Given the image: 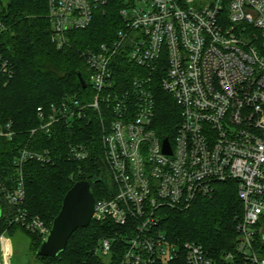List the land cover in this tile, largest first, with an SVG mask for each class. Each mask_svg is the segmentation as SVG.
Returning <instances> with one entry per match:
<instances>
[{
	"label": "built area",
	"instance_id": "2783aa9c",
	"mask_svg": "<svg viewBox=\"0 0 264 264\" xmlns=\"http://www.w3.org/2000/svg\"><path fill=\"white\" fill-rule=\"evenodd\" d=\"M110 1L47 0L55 47H67L69 35L88 29ZM120 1L124 27L111 42L82 53L93 99L67 95L39 107L32 136L50 135L59 123L97 120L109 192L96 200L92 220L123 228L116 234L126 239L118 264H264L257 247L264 235V0ZM6 31L0 20V36ZM124 65L128 80L119 73ZM13 73L0 49V87ZM157 87L180 108L177 132L167 138L171 154L154 126ZM15 135L12 123L0 124V138ZM90 155L86 145L69 150L75 161ZM30 160L51 162V152L21 150L14 162L19 178L4 197L11 223L44 240L50 228L24 208L23 168ZM222 182L236 183L243 205L233 250L216 258L197 242H171L160 229L161 210L188 209ZM2 242L0 264H10ZM114 251V238L97 248L108 258Z\"/></svg>",
	"mask_w": 264,
	"mask_h": 264
},
{
	"label": "trees",
	"instance_id": "16d2710c",
	"mask_svg": "<svg viewBox=\"0 0 264 264\" xmlns=\"http://www.w3.org/2000/svg\"><path fill=\"white\" fill-rule=\"evenodd\" d=\"M122 7L120 0H111L96 12L88 29L71 33L69 45L58 50L51 41L47 0H0V20L7 27L0 36V49L14 71L9 83L0 87V124L12 123L16 133L12 141L0 138V231L15 226L11 223L13 211L5 201L4 191L16 186L19 174L14 162L23 149L51 152V162L42 164L30 160L23 168L24 208L47 227H52L65 196L75 183L90 182L96 200L108 194L102 178V128L95 118L78 121L73 127L59 123L50 135L37 132L32 136L31 131L40 125L39 107H49L67 95L77 96L82 102L93 99L92 90L84 89L79 80V75L85 81L89 76L82 53L116 37L124 27ZM121 68L120 75L130 79L129 66ZM156 100L155 129L172 141L180 124V108L160 87L156 89ZM72 145H86L91 151L90 157L86 161L71 159ZM160 215V229L171 242L181 245L194 241L220 258L233 250L238 239L237 226L243 205L236 183L222 182L215 184L212 195L197 198L188 209L163 208ZM122 230L114 224L92 220L89 227L73 234L63 253L41 259L44 264H118L126 248V239H117L116 235ZM26 232L37 252L43 238ZM106 238H114L115 253L110 258L97 252L100 242ZM257 247L264 253L262 234L257 237Z\"/></svg>",
	"mask_w": 264,
	"mask_h": 264
},
{
	"label": "water",
	"instance_id": "95a60500",
	"mask_svg": "<svg viewBox=\"0 0 264 264\" xmlns=\"http://www.w3.org/2000/svg\"><path fill=\"white\" fill-rule=\"evenodd\" d=\"M79 80L85 89L87 84L82 75H79ZM164 151L168 154L172 152L167 138L164 140ZM104 182L106 183L105 180ZM95 203L96 198L91 183L88 181L75 183L65 196L59 215L55 218L47 237L37 251L38 256L57 257L63 253L73 234L78 229L87 228L91 224ZM1 217L2 209L0 207V219Z\"/></svg>",
	"mask_w": 264,
	"mask_h": 264
},
{
	"label": "rangeland",
	"instance_id": "374dc122",
	"mask_svg": "<svg viewBox=\"0 0 264 264\" xmlns=\"http://www.w3.org/2000/svg\"><path fill=\"white\" fill-rule=\"evenodd\" d=\"M105 120L107 125H109L110 117H106ZM2 231H0V259H2V238H4L9 250L10 264H44L34 249L32 238L20 225L15 224L12 228L8 227ZM262 231L264 234V228ZM261 255L264 256V253Z\"/></svg>",
	"mask_w": 264,
	"mask_h": 264
}]
</instances>
